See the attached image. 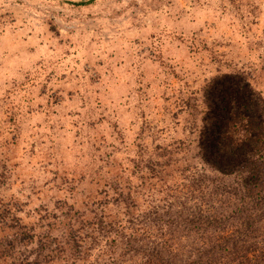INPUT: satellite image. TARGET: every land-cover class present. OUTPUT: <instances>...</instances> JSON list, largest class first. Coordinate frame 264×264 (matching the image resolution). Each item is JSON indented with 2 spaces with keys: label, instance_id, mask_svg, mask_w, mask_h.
<instances>
[{
  "label": "rangeland",
  "instance_id": "obj_1",
  "mask_svg": "<svg viewBox=\"0 0 264 264\" xmlns=\"http://www.w3.org/2000/svg\"><path fill=\"white\" fill-rule=\"evenodd\" d=\"M225 74L264 97V0H0V244L103 220L86 263L138 262L116 232L216 176L198 145Z\"/></svg>",
  "mask_w": 264,
  "mask_h": 264
},
{
  "label": "trees",
  "instance_id": "obj_2",
  "mask_svg": "<svg viewBox=\"0 0 264 264\" xmlns=\"http://www.w3.org/2000/svg\"><path fill=\"white\" fill-rule=\"evenodd\" d=\"M206 98L198 147L216 176L201 173L183 200L153 207L133 219L142 225L116 232L124 255L141 256L135 264H264V97L242 74H225L211 81ZM102 223L76 228L70 219L40 234L21 231L0 244V260L101 264L86 261Z\"/></svg>",
  "mask_w": 264,
  "mask_h": 264
},
{
  "label": "water",
  "instance_id": "obj_3",
  "mask_svg": "<svg viewBox=\"0 0 264 264\" xmlns=\"http://www.w3.org/2000/svg\"><path fill=\"white\" fill-rule=\"evenodd\" d=\"M67 1L77 2V1H83V0H67Z\"/></svg>",
  "mask_w": 264,
  "mask_h": 264
}]
</instances>
